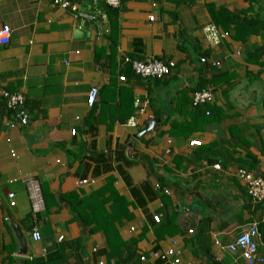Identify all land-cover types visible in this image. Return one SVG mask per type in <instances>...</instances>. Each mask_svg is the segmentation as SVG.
I'll list each match as a JSON object with an SVG mask.
<instances>
[{"label": "crops", "instance_id": "1", "mask_svg": "<svg viewBox=\"0 0 264 264\" xmlns=\"http://www.w3.org/2000/svg\"><path fill=\"white\" fill-rule=\"evenodd\" d=\"M80 7L96 20L81 22L47 0H0V29H10L0 44V87L21 92L29 114L27 125L8 128L0 98V264H166L151 253L171 247L192 264H264L227 248L256 224L264 257V201L254 202L235 174L242 167L264 179V0ZM219 9L254 31L243 41L233 24L219 27L226 36L209 45L202 27ZM124 57L175 66L142 79ZM91 86L99 94L89 107ZM199 88H211L213 100L195 108ZM131 117L135 127L126 124ZM150 119L158 121L136 139ZM173 123L181 134L171 133ZM132 141L135 160L125 153ZM26 177L40 182L45 209L35 215ZM9 221L25 235L24 255ZM34 227L40 241L29 235Z\"/></svg>", "mask_w": 264, "mask_h": 264}, {"label": "built area", "instance_id": "2", "mask_svg": "<svg viewBox=\"0 0 264 264\" xmlns=\"http://www.w3.org/2000/svg\"><path fill=\"white\" fill-rule=\"evenodd\" d=\"M51 5L60 7L62 9L69 10L74 13L81 22L83 21H95L96 13L91 11L83 10L80 6L83 0H47ZM104 3L113 9L120 7L122 0H103ZM153 17L151 18V20ZM108 30H99L98 35L106 33ZM202 32L204 38L211 46L218 45L227 33L222 31L216 24L207 23L203 25ZM10 37V29L3 27L0 29V44L6 43ZM200 61L202 63L207 62L205 57H201ZM122 65H128L130 72L142 79H161L168 76L172 69L174 68V63L172 61H164L153 57H147L143 60L131 59L129 57H124L122 59ZM211 65H216L215 62H211ZM119 81H125V74L118 76ZM99 94V88L97 86H91L86 95V104L91 107L95 102ZM0 98L4 100L7 110L11 113V118L6 121V126L8 128H17L20 126L27 125L29 121V114L25 107V97L21 92H11L5 88L0 87ZM213 92L211 88H199L192 92L191 105L193 107L201 106L212 102ZM79 117H76L78 119ZM130 127H135L137 125L136 117H131L127 123ZM71 133L76 134V130L72 129ZM170 142V140H168ZM190 146H199L201 141L192 140L189 142ZM168 151V149H167ZM213 167L219 168L218 164ZM236 176L245 184L246 191L251 199L260 203L264 201V179L259 176L254 175L250 170L246 168H239L236 170ZM79 184L87 183V180L78 181ZM23 185L25 192L29 201L30 209L32 214H37L45 209L44 199L40 187V182L34 177H26L23 179ZM156 190H161L164 193H168L169 190L162 188L160 184L156 183L154 185ZM7 198L9 200V205H15V195L12 192H7ZM152 220L155 223L161 221V215L159 213H154L152 215ZM192 229H188V233H192ZM29 235L33 241H40L41 234L37 228H32ZM259 232L256 224L250 225L245 231L240 233L235 237V239L227 245L229 251L233 253H239V255L249 261H256L259 263L264 262V257L258 254V242L257 237ZM62 239V236L59 237ZM151 256L161 260L166 264H192L191 262H185L181 259L179 251L173 247L165 251H154ZM141 261L145 260L142 255L140 257ZM98 264H104L103 261H99Z\"/></svg>", "mask_w": 264, "mask_h": 264}, {"label": "trees", "instance_id": "3", "mask_svg": "<svg viewBox=\"0 0 264 264\" xmlns=\"http://www.w3.org/2000/svg\"><path fill=\"white\" fill-rule=\"evenodd\" d=\"M223 10L219 9V13H217V14L212 13V18H213L214 23L218 27H221V28H226L229 24H233L235 26V31L237 32L236 34L239 36V38L241 40L244 41L246 36L251 34V32L254 31L253 28H249V25L253 24V23H250V21H248V22L237 21L234 18H232L231 16L224 14ZM196 107H199V106H196ZM205 113L208 114V113H210V111H208L206 109ZM174 126H175V123H173L171 126V133L174 135L181 134V131L179 129H176ZM80 202L81 201H79V203ZM72 210L74 212H76L75 207H72Z\"/></svg>", "mask_w": 264, "mask_h": 264}, {"label": "water", "instance_id": "4", "mask_svg": "<svg viewBox=\"0 0 264 264\" xmlns=\"http://www.w3.org/2000/svg\"><path fill=\"white\" fill-rule=\"evenodd\" d=\"M156 121H158V120L157 119H155V120H151V119L147 120L146 123H145L144 128L139 133H137L135 135V138L137 139V138L141 137L145 132L150 131L153 128L154 123ZM133 146H134V141L129 143V145L127 146V148L125 150V153H126V156L129 159L135 160V159H137V153L133 152ZM9 226L12 228V230H13L16 238H17V241H18L17 254H19V255L26 254L27 245H26L25 235L23 234V232L21 231L20 227L16 223H13V222L9 221ZM209 258H210L211 264H219L217 261H215L211 257H209Z\"/></svg>", "mask_w": 264, "mask_h": 264}]
</instances>
